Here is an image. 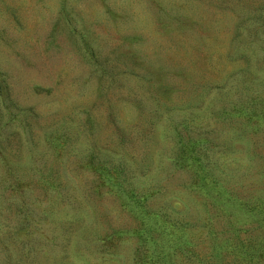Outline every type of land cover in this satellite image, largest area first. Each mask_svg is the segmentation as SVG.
I'll return each mask as SVG.
<instances>
[{
  "label": "rangeland",
  "instance_id": "1",
  "mask_svg": "<svg viewBox=\"0 0 264 264\" xmlns=\"http://www.w3.org/2000/svg\"><path fill=\"white\" fill-rule=\"evenodd\" d=\"M0 264H264V0H0Z\"/></svg>",
  "mask_w": 264,
  "mask_h": 264
}]
</instances>
